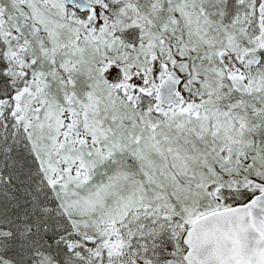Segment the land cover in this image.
<instances>
[{
  "label": "snow or ice",
  "instance_id": "6c2138e0",
  "mask_svg": "<svg viewBox=\"0 0 264 264\" xmlns=\"http://www.w3.org/2000/svg\"><path fill=\"white\" fill-rule=\"evenodd\" d=\"M0 264H264V0H0Z\"/></svg>",
  "mask_w": 264,
  "mask_h": 264
}]
</instances>
